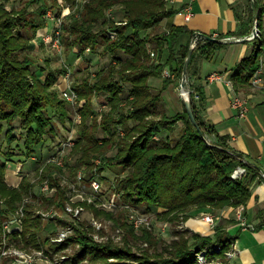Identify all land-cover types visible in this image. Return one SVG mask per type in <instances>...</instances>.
<instances>
[{
    "label": "trees",
    "instance_id": "16d2710c",
    "mask_svg": "<svg viewBox=\"0 0 264 264\" xmlns=\"http://www.w3.org/2000/svg\"><path fill=\"white\" fill-rule=\"evenodd\" d=\"M52 1L50 7L56 16L64 18L62 43L67 49L72 51L79 47L84 52L89 48L93 53L111 56L107 66L77 77L73 85L86 101L84 108L79 109L83 123L73 150L76 161L82 164L89 163L91 158L105 157L110 147L115 146L118 151L114 159L127 173L124 185L129 189V196L140 204L165 209L162 214L170 219L175 216L171 215L173 212H188L191 207L216 212L228 206L246 205L254 183L264 181V175L243 153L231 148L228 136L220 135L216 127L204 119L200 111L205 99L203 90L193 88L190 83V77L197 71L192 69L196 54L211 57L225 44L206 40L194 49L189 63L186 84L192 90L199 130L185 104L183 111L176 112L168 108L163 97L172 82L163 73L176 62V80L182 78L191 46L189 40L184 43L183 39L194 33L187 25H173L168 31L155 32L164 18L178 12L170 0H73L77 8L72 7L68 13L65 0ZM255 1L256 15L249 0L250 15L247 21H242L241 29L220 35H250L254 21L258 20L261 34L255 38L252 52L238 63L232 76L237 91L247 90L253 74L261 68L264 0ZM48 7L42 3L39 8L25 7L9 12L0 0V141L3 139L5 144L0 150V234L3 220L10 211L16 209L26 194L35 195L28 177L17 187L6 181L7 162L18 154L17 150L26 158L32 157L37 147L43 146L50 136L55 137V115L62 123H67L71 117L66 101L54 87L65 69L39 64L29 51L32 38L46 26ZM115 7L123 12L126 23L109 16V11ZM111 30H116V38L111 37ZM164 48L169 49L168 57L164 62H157L152 52L156 55ZM153 77L163 79L158 91L150 84ZM98 94L106 95L111 109L104 112L101 123L95 118L94 124L89 125L86 121L92 114L96 115L93 99ZM196 94H199L198 99ZM179 122H183L184 128L180 135L172 136ZM120 126L125 130L124 136L118 131ZM213 135L216 139L211 138ZM239 166L245 167L247 173L234 177ZM48 171L55 183V168L49 165ZM258 217L264 225V211L260 210ZM190 232L188 238L176 240L166 249L164 258H148L142 263L201 264L198 253L206 248L210 249L207 254L210 260L227 261V252L235 237L228 233L225 224H218L212 235ZM27 233L26 228L25 236ZM91 244L85 243L82 252L90 249L91 255L104 258L122 252L112 244ZM218 245L222 246L220 251L215 250Z\"/></svg>",
    "mask_w": 264,
    "mask_h": 264
},
{
    "label": "rangeland",
    "instance_id": "374dc122",
    "mask_svg": "<svg viewBox=\"0 0 264 264\" xmlns=\"http://www.w3.org/2000/svg\"><path fill=\"white\" fill-rule=\"evenodd\" d=\"M1 1L9 12L25 7L39 8L42 3L48 4L46 26L40 28L32 38L29 51L39 64L65 69L57 78L54 87L60 98L66 101V109L71 117L67 123H62L60 117L55 115V137L50 136L43 146L37 147L36 154L32 157L26 158L17 150L18 154L7 162V172L16 167L20 183L28 177L35 195L26 194L16 209L10 211L3 220L0 264H145L142 262L148 258H164L166 249L171 248L176 240L188 238L190 231L203 233L192 230L187 225L188 219L185 216L204 219L206 214L214 213L210 209L198 210L199 207H191L188 212H173L171 215L175 216L170 219V216L162 214V211L166 212L165 209L143 205L132 199L129 189L124 185L127 173L122 170L117 159H114L118 151L115 146H109L110 150L105 157L91 158L89 163L82 164L76 161L73 150L83 123V115L79 109L84 108L86 101L73 85L77 77L97 72L107 66L111 56L93 53L89 48L84 52L79 47L72 51L67 49L62 43L61 25L64 18L56 16L55 10L50 7L52 0ZM65 4L66 13L73 10L72 7H75L74 10L77 8L73 0H65ZM109 16L126 23L120 8L110 10ZM257 26L259 28L258 23ZM155 32H161L160 26L155 28ZM252 34L253 31L247 37ZM116 35L118 36L117 33ZM259 36L250 40L254 41ZM58 38L59 41L56 42ZM152 57L156 61L160 58L154 52ZM168 73L173 74L165 70L163 75L171 80L176 78ZM42 78L46 79V76L42 75ZM151 79L152 88L155 91L160 90L163 86L160 78ZM181 81L182 78L178 81L180 96ZM187 87L190 88L189 85ZM93 104L96 115L92 114L87 119L89 125L94 124L95 118L101 123L104 112L111 109L104 94L96 95ZM183 128V122H179L171 135H180ZM118 131L124 136L125 130L122 126ZM16 144L15 142L13 146ZM3 146L5 144L2 139L0 150ZM49 165L55 168V183L49 176ZM20 183L10 185L17 187ZM26 228L29 233L25 236ZM85 243H92L91 246L112 244L122 252L106 258L93 256L90 249L82 252ZM208 252L209 250L203 261L199 259L201 264H215L214 260L208 258Z\"/></svg>",
    "mask_w": 264,
    "mask_h": 264
},
{
    "label": "crops",
    "instance_id": "0c3cea01",
    "mask_svg": "<svg viewBox=\"0 0 264 264\" xmlns=\"http://www.w3.org/2000/svg\"><path fill=\"white\" fill-rule=\"evenodd\" d=\"M170 3L178 12L164 18L159 26L161 31H168L173 25H187L194 33L190 37L186 36L183 39L184 43L187 40L191 42L194 35L199 32L218 37L237 32L241 29L242 21H247L250 15L249 0H170ZM187 8H191L193 12L190 20L184 17ZM253 43V40L228 43L217 48L211 57L196 54L192 69L197 71L190 77V83L193 88L203 90L205 99L200 105V111L204 119L212 123L220 135L229 137L228 143L232 149L258 161L264 167V86L256 87L250 84L247 90L237 91L235 86V90H232L228 84V80L233 81L235 67L252 52ZM168 54L169 49L164 48L157 54L160 56L157 61H166ZM260 61L259 71L264 79V53L260 54ZM176 66L177 63L174 62L173 66L166 68V72L170 71L176 76L174 70ZM214 73L221 74L223 78L211 79ZM160 80L163 83V79ZM178 84L174 77L164 90L163 97L170 110L181 112L185 103L180 96ZM233 91L247 99L248 111L245 116H241L238 109L233 106ZM211 138L216 139V136L213 135ZM6 180L11 185L20 183L16 167L7 172ZM241 207L249 227L238 220V211ZM260 210L264 211L263 180L254 183L252 195L246 205L228 206L212 213L217 219V225L225 224L228 233L235 237L229 250L230 254L227 252V261L214 262L215 264H264V225H261L262 220L258 217ZM187 225L192 230L202 231L203 234H213L215 231V228L210 229L203 218L190 217ZM251 226H254V229Z\"/></svg>",
    "mask_w": 264,
    "mask_h": 264
},
{
    "label": "built area",
    "instance_id": "2783aa9c",
    "mask_svg": "<svg viewBox=\"0 0 264 264\" xmlns=\"http://www.w3.org/2000/svg\"><path fill=\"white\" fill-rule=\"evenodd\" d=\"M184 13V12H183ZM192 16H193V12H192V10H191V8H187L186 10H185V13H184V17H185V19L186 20H190L191 18H192ZM257 23H258V20H256L255 21V25L257 26ZM116 33L117 32H115V31H112L111 32V37H115V35H116ZM259 34H260V29L258 28V26H257V31H256V33L254 34H252L251 36H249V37H251V38H254L255 36H259ZM117 36V35H116ZM213 36H215V35H213ZM206 38L205 37H203L201 34H200V32L199 33H196L195 35H194V38L192 39V41H191V46L192 47H194V49H196L197 47H198V45L199 44H204L205 42H206ZM59 41V38L58 39H56V42H58ZM260 70V69H259ZM256 71L254 74H253V76H252V78H251V84L253 85V86H256V87H263L264 86V79H263V77L260 75V71ZM169 75H171L170 73H168ZM171 76H173V75H171ZM222 79L223 78V76L221 75V74H218V73H214V74H212L211 75V79ZM228 84H229V86L231 87V89L232 90H235L234 89V83H233V81L232 80H228ZM191 90V89H190ZM192 91V90H191ZM233 93V97H232V103H233V106L235 107V108H237L238 109V111H239V114L241 115V116H245L246 115V113H247V111H248V102H247V99L246 98H244V97H242V96H240L239 94H237V93H235V91H233L232 92ZM182 95H183V93H181ZM197 99L199 98V96H198V94H196V96H195ZM247 173V170H246V168L245 167H243V166H239L235 171H234V173H233V176L234 177H241V176H243V175H245ZM12 219V218H11ZM204 220L209 224V226L211 227V228H215L216 227V225H217V219L214 217V215H211V214H206L205 216H204ZM238 220L239 221H241V224H243L244 226H250V225H248L247 223H246V219H245V217H244V215H243V208L241 207L240 209H239V211H238ZM253 229H254V226H251ZM216 249H217V251H220L221 249H222V246L221 245H218L217 247H216ZM208 250H210L209 248H206V249H204V250H202V251H200L201 253L200 254H198V256H199V259L201 260V261H203L204 260V258H205V255H206V252L208 251ZM230 252L231 251H228V253L230 254Z\"/></svg>",
    "mask_w": 264,
    "mask_h": 264
},
{
    "label": "water",
    "instance_id": "95a60500",
    "mask_svg": "<svg viewBox=\"0 0 264 264\" xmlns=\"http://www.w3.org/2000/svg\"><path fill=\"white\" fill-rule=\"evenodd\" d=\"M251 5H252L253 12L256 15L257 14L256 1L251 0ZM256 31H257V26L254 25L253 26V33L255 34ZM200 34L203 37H205L207 40L214 41L217 43H222V44H228V43H232V42H236V41H245V40L247 41V40L252 39L251 37H237V36L218 37V36H213V35H210L207 33H202V32ZM193 52H194V47L190 46V50H189L188 56H187L185 64H184V71H183V76H182V81H181V92L183 93L182 96L184 98V102H185V105L187 107V110L189 112V115H190L192 122L195 124V126L199 130H201L200 125L198 123V120H197L195 113H194V109H193V105H192L191 90L189 87H187V84H186V82H187V78H186L187 77V71H188L189 63H190ZM244 158L247 161H249L251 164H253L256 168H258L261 171V173L264 175V167L262 164H260L258 161L254 160L252 158H249L246 156H244Z\"/></svg>",
    "mask_w": 264,
    "mask_h": 264
}]
</instances>
